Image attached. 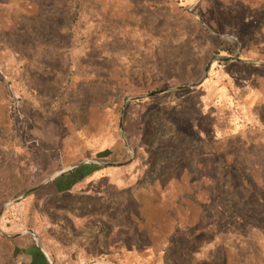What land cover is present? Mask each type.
Returning a JSON list of instances; mask_svg holds the SVG:
<instances>
[{
  "label": "rangeland",
  "instance_id": "1",
  "mask_svg": "<svg viewBox=\"0 0 264 264\" xmlns=\"http://www.w3.org/2000/svg\"><path fill=\"white\" fill-rule=\"evenodd\" d=\"M30 247L264 264V0H0V264Z\"/></svg>",
  "mask_w": 264,
  "mask_h": 264
},
{
  "label": "crops",
  "instance_id": "2",
  "mask_svg": "<svg viewBox=\"0 0 264 264\" xmlns=\"http://www.w3.org/2000/svg\"><path fill=\"white\" fill-rule=\"evenodd\" d=\"M71 171H69V172H67V173H64V174H61V175H58V176H53L52 177V179L51 180H54V179H56V178H58V177H61V176H64V175H66V174H68V173H70ZM33 191H35V189H33V190H30L29 192V194L28 195H30L31 194V192H33ZM27 195V196H28ZM9 238H15L16 239V241H21V239L23 238V234H17V235H14V236H8ZM31 237H32V235H31ZM32 239H33V237H32ZM34 240V239H33ZM35 241V240H34ZM38 247V246H37ZM39 248V247H38ZM36 249H34V248H32V247H30L29 249H27V251L24 253V258H25V260H26V262H24L23 260H22V262H24L23 264H45V260H44V258H42L40 255H38V254H36ZM40 251H42L43 253H44V255L45 256H47L48 257V255H47V253L44 251V250H42L41 248H40ZM31 254H33L31 257H29Z\"/></svg>",
  "mask_w": 264,
  "mask_h": 264
},
{
  "label": "water",
  "instance_id": "3",
  "mask_svg": "<svg viewBox=\"0 0 264 264\" xmlns=\"http://www.w3.org/2000/svg\"><path fill=\"white\" fill-rule=\"evenodd\" d=\"M82 164H85V162H84V163H80V164H76V165H73V166H70V167H67V168H61L59 171H57V172L54 174V176H58V175H61V174L67 173V172H69V171H71V170H73V169H75V168L80 167ZM29 193H30V192H27V193L24 195V197L27 196ZM29 233L32 235L33 239H34V240L36 241V243H37V246L39 247V242L37 241L36 235H35L32 231H30Z\"/></svg>",
  "mask_w": 264,
  "mask_h": 264
}]
</instances>
